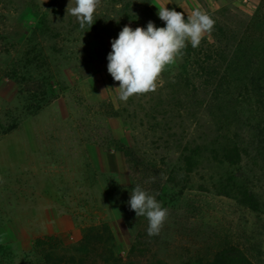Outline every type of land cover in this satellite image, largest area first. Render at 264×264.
I'll return each mask as SVG.
<instances>
[{
  "label": "rangeland",
  "instance_id": "obj_1",
  "mask_svg": "<svg viewBox=\"0 0 264 264\" xmlns=\"http://www.w3.org/2000/svg\"><path fill=\"white\" fill-rule=\"evenodd\" d=\"M261 1L195 0L211 18L231 9L217 18L233 28ZM150 2L102 0L94 30L66 12L75 0H0V264H43L32 251L38 239L71 251L104 226L114 239L105 248L112 264L206 263L230 246L264 264L260 121L220 123L201 100L188 99L190 113L179 114L168 95L181 56L156 89L168 115L153 119L156 94L118 98L107 71L111 41L125 26L146 28L126 15ZM111 106L121 117H110ZM114 140L135 150L137 165L129 167ZM228 142L242 149L238 163L221 162ZM137 185L168 210L158 235L149 237L147 218L130 209ZM239 189L259 196L260 213L224 194Z\"/></svg>",
  "mask_w": 264,
  "mask_h": 264
},
{
  "label": "trees",
  "instance_id": "obj_2",
  "mask_svg": "<svg viewBox=\"0 0 264 264\" xmlns=\"http://www.w3.org/2000/svg\"><path fill=\"white\" fill-rule=\"evenodd\" d=\"M225 12L232 13V10L222 9L212 18L215 23L209 38H203L197 48L188 43L183 50L182 61L171 85L168 101L174 103L177 112L181 114L183 110L189 112L184 108L188 99L196 104L201 100L205 106L208 104L213 108L212 115L220 123L230 119L240 121L242 118L244 121H251L254 117L260 121L257 134L262 138L260 151L264 152V1H261L252 17L241 21V28H233L217 18L225 16ZM126 19L129 22L142 23L145 27L149 21L158 28L166 26L149 3L128 13ZM91 28L95 30L97 27L93 25ZM152 94H156L158 99L156 106L150 109L154 120L172 112L165 107L171 103L164 100L160 91L149 92L143 96ZM110 111V117H121L120 109L115 110L111 106ZM134 114L138 117L137 113ZM192 116L196 118L197 114ZM18 125L17 119L4 129L3 135L13 132ZM113 144L117 151L124 154L130 168L132 164L137 165L134 162L137 158L133 148L120 141L114 140ZM241 159L240 146L229 142L222 145V163L235 164ZM224 194L227 197L234 196L239 203L252 211L261 212L262 203L254 191L239 189L234 195L230 192ZM113 241L109 228L104 226L89 229L78 246L71 251L58 249L59 245L54 243L56 239L53 237L38 239L32 251L41 255L43 264H112V257L105 256V248ZM195 264L254 263L242 249L230 246L218 251L212 261Z\"/></svg>",
  "mask_w": 264,
  "mask_h": 264
},
{
  "label": "clouds",
  "instance_id": "obj_3",
  "mask_svg": "<svg viewBox=\"0 0 264 264\" xmlns=\"http://www.w3.org/2000/svg\"><path fill=\"white\" fill-rule=\"evenodd\" d=\"M101 2L75 0V6L68 5L66 12L77 18L81 28L86 25L90 28ZM158 9L159 18L166 22L165 27L158 28L152 21L148 22L146 29L137 27L133 30L125 26L118 38L111 41L107 71L114 81L119 82L116 89L121 101L127 102L134 95L156 91L162 73L183 54L188 43L197 48L205 33L214 27V20L200 8L192 10L186 20L183 12L169 10L166 6ZM128 204L137 217L147 218L149 237L160 233L168 210L155 196L137 185L130 193Z\"/></svg>",
  "mask_w": 264,
  "mask_h": 264
},
{
  "label": "crops",
  "instance_id": "obj_4",
  "mask_svg": "<svg viewBox=\"0 0 264 264\" xmlns=\"http://www.w3.org/2000/svg\"><path fill=\"white\" fill-rule=\"evenodd\" d=\"M163 6H166L169 10L175 9L178 12H183L185 20L187 19V15L190 14L192 10L197 8L195 0H180V2H172L171 0H151L150 2V7L157 16L159 10L158 8H161ZM164 23L166 24V22ZM129 27L135 30V28L139 27V25L133 24Z\"/></svg>",
  "mask_w": 264,
  "mask_h": 264
}]
</instances>
